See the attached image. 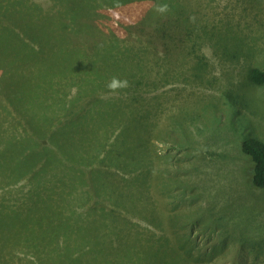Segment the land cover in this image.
<instances>
[{
	"label": "rangeland",
	"instance_id": "obj_1",
	"mask_svg": "<svg viewBox=\"0 0 264 264\" xmlns=\"http://www.w3.org/2000/svg\"><path fill=\"white\" fill-rule=\"evenodd\" d=\"M78 1L0 0V151L29 138L23 162L38 158L24 177L0 182V218H14V229L2 225L0 264H264V192L252 186L241 150L248 137L264 143V85L250 78L254 67L264 71V0H90L83 16ZM182 3L187 22L168 23ZM21 28L43 30L46 50L35 53L38 41ZM131 44L150 69L118 73L129 86L108 94L109 64L128 60ZM12 94L15 105L6 101ZM135 127L141 141L121 140L118 166L139 176L133 184L101 162L107 137H136ZM40 191L55 205L29 197ZM56 211L72 215L59 226L67 240L49 233ZM78 223L84 234L73 230ZM66 242L74 260L59 254Z\"/></svg>",
	"mask_w": 264,
	"mask_h": 264
},
{
	"label": "trees",
	"instance_id": "obj_2",
	"mask_svg": "<svg viewBox=\"0 0 264 264\" xmlns=\"http://www.w3.org/2000/svg\"><path fill=\"white\" fill-rule=\"evenodd\" d=\"M89 1L90 0H79L78 1L76 6H77V11L80 10V15L79 16H83L85 14L83 12L85 11L86 6L88 5ZM20 3H22V1ZM100 3H101V0H100ZM114 8H116V7H114ZM174 8H176V9H174ZM174 8H173L174 9L173 10L174 18L171 19L172 15H170V14H172V13H170V14H168L166 20L170 24L172 23L175 26H179V25L182 24V22L185 19L183 17V15L185 14V12H187L188 7L185 4L182 3V4L177 5ZM13 19H14V23L18 24L17 23L18 22L17 19L15 17H13ZM20 19H22V21H23V18H20ZM142 20H144V19H140V22ZM83 21H88V18L84 17ZM54 22H55V20L53 19L51 24L54 23ZM184 22H187V20L185 19ZM28 24H31V23H28ZM75 24H77V21H75ZM165 28H166V25H164V29ZM21 29H22V32L24 33V36L31 41V44H32V42L38 41L40 47L37 49V52H35V53H38V52L41 53V52H44L46 50L47 44H45L46 42L41 40V38L43 36V32H44L43 30H40L39 32H37L35 30H31L30 31L29 29H23V28H21ZM80 30H82V27H80ZM64 34L66 35L67 33H64ZM211 36H212L211 38H213V43L211 45L214 46V47H217V42H219V40H220L219 37L216 36V35H213V34ZM219 36H220V34H219ZM164 37H165V35H164ZM196 41H197V39L194 40V42H196ZM112 46H110L109 48H112ZM50 48H51V46H50ZM138 54H139L138 53V48H136L134 45L131 44V49H130V54L128 55V60H126L121 65H118L119 63H116V62L110 63L109 65L112 67L110 72L114 76H117L118 73L123 74L122 78L135 77V76L141 77L140 74H142L144 76L148 72V70L150 69V66H147V64L146 65L140 64V59H138ZM36 56H39V55H36ZM36 56H34L33 58H35ZM25 57H26V55H25ZM3 60H4L3 58L0 59V67L3 65ZM102 60H105V58H103ZM199 60H202V57H200ZM127 62L129 63L128 67H126ZM22 63H25V60H23ZM112 64H113V66H112ZM146 67H147V72H146ZM250 78H251L252 82L255 85H257V86L264 85V71L263 70L258 69L256 67L252 68L251 71H250ZM166 80H167V77L165 78L164 83L166 82ZM141 82L142 81L140 80V78L136 79L134 81L135 88H137ZM22 89L23 88H21L20 90H22ZM130 91H131V89H130ZM32 92L33 91L31 90L27 94H24V92H21V93L26 95L28 97V99H31ZM14 96H15L14 94H12V96L7 95L6 96V101L10 102L13 105H15L14 104V102H15ZM18 100H19V98H18ZM22 102H24V101H22ZM133 111H136V109L133 110ZM37 121L38 120H36L35 122H37ZM40 126H41L40 122L36 123L35 126L31 125V127H33V129L36 131L37 136L40 135ZM64 128H65V126L60 127V129H64ZM77 131H78V128L70 129L69 130V138H68V140L65 143H67L69 141H72L73 140V134L75 132H77ZM133 131L135 132V134H136L135 136L136 137H133L132 134H131V137H129V135L126 134V136L123 138L121 136V134H117V135L113 136L114 141L112 143L108 142V139L111 136V135H109L107 137L105 143H104V147H105V145L111 146L110 149L106 150L107 157H108V164H106V161H102L101 163H103V165H109V167L110 166H113L114 168L117 167V170L121 171L122 173L129 174L130 176L127 177L125 180L127 182H130V183L134 184L136 182H139V176L135 175V177H134L132 175V173H133L132 169H125V171L123 169H118V166H119V164H121V160H122L121 151H120L121 140H123L125 143H129L130 140L141 141L140 140V137H141L140 129L135 127V129H133ZM49 140H50V142H53L51 139H49ZM8 144H10V142L5 144L6 146L4 147L3 151L1 150L2 152L0 151V160L3 157L6 156V154H5L6 152H7V155L9 156L8 157V161H7L6 164H1L0 163V182H6V183L10 182V184H12V182L15 181L16 179L24 177L25 174L28 173V171L34 166V164L38 160V158H37V160L35 162H32V163H30L29 161L27 163L23 162V160H25V155H26V153L24 151H27V149L30 148L29 150L33 153L32 150H33L34 146L30 145L29 138L25 139V141L23 143V146L15 144L14 142H12V144H10V145H8ZM62 144H64V143H62ZM62 144L55 143V146L59 147ZM25 145H27L29 147H26ZM143 150H144V152L146 151V153H145L146 160H148L149 163H151L153 161L152 159H153V156H154L153 149L151 147L146 146V149H143ZM241 150H242V152L244 154L248 155L249 159L252 161V166L250 168V180H251L252 186L261 188L262 191L264 192V143H263V141L262 140L260 141V139L258 140L255 137H248V138H246V139H244L242 141ZM60 154L65 156L66 153L60 151ZM67 158H69V156ZM164 160H166V159H164ZM125 163L131 164L127 160H125ZM138 170H139V172H141L140 168H138ZM151 172H152V170H151ZM31 182H32V180H30V183ZM83 186H85V184ZM64 187H67V185L64 186ZM73 187H76L77 189H79L78 185L71 186V188L68 191H65L66 192V193H64L65 197H67V194L69 195L71 193V191L74 189ZM95 190H94V194L97 195L95 193ZM41 191L39 193L36 192V194H33L34 192L33 193L31 192L29 194V197L34 198L35 200L37 199L40 202H46L47 204L50 203V204L55 205V203H54L52 198H41L40 197ZM86 192L90 193V189L88 191H84V194H86ZM121 193L122 192H120V194ZM74 194L75 193H73V195H71V198L76 200V197L74 196ZM65 197L63 198L64 200H65ZM80 197H81V195H80ZM87 208H91V207H87ZM46 211L49 212L48 210H46ZM56 212L59 214L60 220H57V221L53 222L52 225L50 224L51 221L47 222L46 225H48L49 227L56 226V229H54L52 231H49V233H50V235L52 237H55V236L59 235V237H61L62 239H66L67 240V239H69L68 238V234L63 229L59 228V226L67 227L69 225L68 221L71 220V216L72 215H70V216L68 215L66 217H64V216L62 217L61 213H59L58 211H56ZM29 213H31V210H28L26 215L29 214ZM82 215H84L83 212L75 213V217H77V219H79L80 216H82ZM55 218L59 219V217L58 218L55 217ZM13 219H14L13 217H10L9 219H3L2 217L0 218V225H1L0 226V233H1L2 237L5 234V229H4V227L2 225H8V226H10L11 229H14L12 227V225H11L13 223ZM137 226H139V225L137 224ZM17 227H19L20 229L23 228V226H21L20 224ZM103 228L104 227L101 228V233L105 235V237H104V239H105V238H107V235L102 232ZM86 229H87V226L85 227L83 224L78 223V225H76L73 230L76 233L80 232L81 234H84ZM86 234H90V232H88ZM119 238H120V236H118V240H119ZM84 241H85L84 239L80 240V242H83V243H84ZM73 243H75V247L78 248L80 253H81V250L79 248L80 245L77 244L79 242L74 240ZM79 244H81V243H79ZM63 248L66 250V252H67L66 254L59 253V252H57V253L63 255L64 256L63 258H68L67 260H70V261L74 260L69 255V253H71V249L69 248L68 242L65 243ZM53 250H55V249H53ZM101 250H102V248H99V247L97 248V251H98L99 254H100ZM53 252L54 251H52V253ZM95 258H97V256H95ZM74 261L76 262V264H81L80 263V257L75 258ZM83 264H85L84 259H83Z\"/></svg>",
	"mask_w": 264,
	"mask_h": 264
},
{
	"label": "clouds",
	"instance_id": "obj_3",
	"mask_svg": "<svg viewBox=\"0 0 264 264\" xmlns=\"http://www.w3.org/2000/svg\"><path fill=\"white\" fill-rule=\"evenodd\" d=\"M155 10L159 13H164L168 10L167 4H158ZM129 86L126 79H120L119 77L113 76L106 84V88L109 90L108 94L117 93L120 89H125Z\"/></svg>",
	"mask_w": 264,
	"mask_h": 264
}]
</instances>
